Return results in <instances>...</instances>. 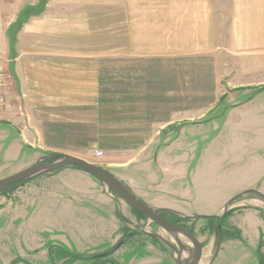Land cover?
<instances>
[{
	"label": "rangeland",
	"instance_id": "rangeland-1",
	"mask_svg": "<svg viewBox=\"0 0 264 264\" xmlns=\"http://www.w3.org/2000/svg\"><path fill=\"white\" fill-rule=\"evenodd\" d=\"M74 2L93 13L88 31L67 40L74 54L102 57L98 109L33 104L12 58L0 54L10 72L0 92V179L45 154L78 156L126 177L147 205L168 206L162 213L201 241V264H264L261 197L245 194L222 218L202 217L223 215L246 190L264 193V45H250L261 31L247 34L238 18L248 1ZM168 2L181 3L170 8L185 17L166 35L179 53L113 47L127 43L128 9L146 24L147 42L160 43ZM144 222L96 176L69 165L0 193V264H175L171 247L148 232L178 245L175 237L154 222L139 231ZM220 227L237 235L223 238ZM82 233L88 238L75 237Z\"/></svg>",
	"mask_w": 264,
	"mask_h": 264
},
{
	"label": "crops",
	"instance_id": "crops-1",
	"mask_svg": "<svg viewBox=\"0 0 264 264\" xmlns=\"http://www.w3.org/2000/svg\"><path fill=\"white\" fill-rule=\"evenodd\" d=\"M41 1L30 0L25 5V3H19L18 0H0V54L12 58L16 77L29 94L33 104L62 108L90 106L92 110L98 109L99 104L94 102V98L98 95L96 90L99 71L97 63L102 57L92 53L74 54L72 42L67 40L73 37V33H78L80 30L88 31L90 14L93 13L83 4L81 6L76 2L73 4V0H64L63 6L59 7L55 0H43L44 4ZM246 1L248 2H243V8L239 9L238 18L245 25L243 30H246L247 34L261 31L258 35L255 34L256 41L253 39L254 43L250 45L263 46L264 0ZM176 4L181 3L168 2V9L164 16L167 28L162 27L160 43L150 45L147 42L148 33L144 30L146 24L143 27L137 25L135 16L128 9L127 43H115L113 47L120 50L158 47L161 50L166 48V53L169 50L170 54L179 53L175 41L166 39L170 27L185 21L180 8H170ZM26 6L28 10L32 8L36 12L31 13L21 22L19 30L13 36L14 25L28 11ZM96 12L103 13L104 10ZM247 23L251 24V27H247ZM118 30H120L119 27ZM142 33H144V39ZM143 148L140 152L145 150ZM122 179L126 181V177ZM226 230L233 231L231 228ZM82 234L75 237L88 238L87 233Z\"/></svg>",
	"mask_w": 264,
	"mask_h": 264
},
{
	"label": "water",
	"instance_id": "water-1",
	"mask_svg": "<svg viewBox=\"0 0 264 264\" xmlns=\"http://www.w3.org/2000/svg\"><path fill=\"white\" fill-rule=\"evenodd\" d=\"M69 165H76L90 172L91 174L96 176L113 194L117 195L131 207L144 214L145 222L141 225L139 231L146 232L145 228L147 227L149 222H154L158 226L172 234L175 237L178 245L171 243L159 234L148 232L152 236L162 240L164 243L171 247L174 253L173 255L175 257V264H200L202 262L204 256V247L201 241L189 229L181 227L171 222L169 219H167L161 214L162 210H168V208H160L147 205L142 200H140L129 189L128 186H126L124 181L120 180L111 171L78 156L69 154L42 155L29 167L17 173H14L8 177L0 179V193L13 184L27 181L31 178L37 177L45 173L56 171ZM249 193H254L264 200V193L260 192L259 190H246L227 201V203L223 207V215H202V217L210 216L222 218L229 210V207L236 200H239L242 196ZM184 239H187L188 241H184ZM184 253H187V257L185 258H183Z\"/></svg>",
	"mask_w": 264,
	"mask_h": 264
},
{
	"label": "trees",
	"instance_id": "trees-1",
	"mask_svg": "<svg viewBox=\"0 0 264 264\" xmlns=\"http://www.w3.org/2000/svg\"><path fill=\"white\" fill-rule=\"evenodd\" d=\"M43 2V0L41 1V3ZM42 6V5H41ZM34 12H36V11H33V9L31 8V9H29L28 11H26L25 12V14H24V16L22 17V19L19 21V22H17L15 25H14V27H13V30H12V34H13V36L16 34V32L19 30V28H20V26H21V22L23 21V20H25V18H28L30 15H31V13H34ZM139 215H141L142 217H144L145 218V216H144V214H142L140 211H138V210H136L135 208H133ZM163 215H164V212L162 213ZM166 216V215H165ZM167 217V216H166ZM203 217H206V216H203ZM169 218V220L171 221V222H174L175 220H174V218L173 217H168ZM206 218H210V219H213V217H206ZM175 223V222H174ZM220 234L222 235V237L223 238H227V237H235L237 234H236V232H232L231 230H225V229H223V227H220ZM211 232H212V230H211ZM213 233V232H212Z\"/></svg>",
	"mask_w": 264,
	"mask_h": 264
},
{
	"label": "built area",
	"instance_id": "built-area-1",
	"mask_svg": "<svg viewBox=\"0 0 264 264\" xmlns=\"http://www.w3.org/2000/svg\"><path fill=\"white\" fill-rule=\"evenodd\" d=\"M10 72L7 67L3 65L0 61V92H7V82L9 81ZM3 97H0V100L3 101ZM99 156L103 155L101 150L96 152Z\"/></svg>",
	"mask_w": 264,
	"mask_h": 264
},
{
	"label": "flooded vegetation",
	"instance_id": "flooded-vegetation-1",
	"mask_svg": "<svg viewBox=\"0 0 264 264\" xmlns=\"http://www.w3.org/2000/svg\"><path fill=\"white\" fill-rule=\"evenodd\" d=\"M161 214H162V212H161ZM163 215V214H162ZM163 216H165V215H163ZM166 217V216H165ZM167 219H169L168 217H166Z\"/></svg>",
	"mask_w": 264,
	"mask_h": 264
},
{
	"label": "bare ground",
	"instance_id": "bare-ground-1",
	"mask_svg": "<svg viewBox=\"0 0 264 264\" xmlns=\"http://www.w3.org/2000/svg\"><path fill=\"white\" fill-rule=\"evenodd\" d=\"M164 238V237H163ZM183 256H184V254H183ZM195 257H196V255H195ZM201 264V263H200Z\"/></svg>",
	"mask_w": 264,
	"mask_h": 264
}]
</instances>
